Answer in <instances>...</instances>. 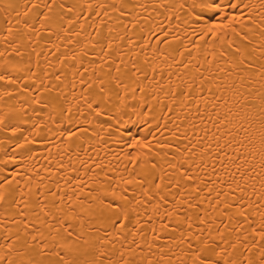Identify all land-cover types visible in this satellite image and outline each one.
I'll use <instances>...</instances> for the list:
<instances>
[{
    "label": "bare ground",
    "instance_id": "6f19581e",
    "mask_svg": "<svg viewBox=\"0 0 264 264\" xmlns=\"http://www.w3.org/2000/svg\"><path fill=\"white\" fill-rule=\"evenodd\" d=\"M37 2L0 0V195L15 193L16 205L10 211L16 213L22 207L29 213L39 190L42 202L49 206L53 200L70 202L84 211L87 221L89 205L81 202L87 198L96 213V224L83 229L87 235L89 229L102 226V206L94 200L99 193L89 192L105 186L97 181L121 189L124 181H130L129 187L137 191L136 177L155 172L172 201L166 204L170 219H165L164 207L157 211L155 201L150 206L134 203L127 209L129 228L143 229L140 235L128 237V244L135 239L143 249L136 250L137 264L142 260L144 264H179V254L187 248L180 242L181 229L186 230L188 223L196 233L208 227L196 220V209L189 208V201L207 210L199 215L214 221L208 228L214 236L218 226L235 240L239 229L226 232L229 218L222 215L223 208L210 207L212 200L205 199L209 192L215 198L219 189L227 193L225 183L246 187V194L237 190L236 196H245L244 204L260 227L264 209L258 214L250 200H260L264 193V38L260 35L264 0H233L241 7L222 11L238 15L239 22L227 30L212 28L220 17L209 22L210 12L200 7L201 0H126V5L125 0H93V4H116L107 11L95 8L96 13L103 12L99 19L95 15L86 19L92 9L89 0H83L87 10L74 27L79 9L71 14L64 10L65 17L72 19L63 21L59 38L31 32L35 17L30 4ZM63 2L78 4L79 0ZM44 11L47 15L48 10ZM201 12L203 18H198ZM249 23L251 27H245ZM34 26L41 29V24ZM102 26L104 36L115 41L109 42L103 56L92 43ZM150 33L166 37L167 42L159 43ZM190 144L194 154L191 149L184 151ZM183 169L199 177L195 187L204 189L200 199H192L194 187L184 188L192 181L181 179ZM169 181L178 196L168 193ZM227 200L235 202L232 196ZM26 202L29 206L23 207ZM8 205L9 201L0 205V213L9 210ZM177 209L182 210L177 214ZM236 212L229 209L230 214ZM254 238L259 242V235ZM123 240L124 233L120 243Z\"/></svg>",
    "mask_w": 264,
    "mask_h": 264
},
{
    "label": "snow or ice",
    "instance_id": "6c2138e0",
    "mask_svg": "<svg viewBox=\"0 0 264 264\" xmlns=\"http://www.w3.org/2000/svg\"><path fill=\"white\" fill-rule=\"evenodd\" d=\"M125 5H122L121 12H123ZM30 7L35 17L33 26H31V32L38 33L42 31L48 33L50 37L56 36L57 38H59V32L64 31L63 21L65 19H72L71 15L65 17V9L69 14L77 12V9H79V14L74 21L73 27L75 23H78L80 18H83V12L87 10L83 0H79L78 4H67L63 0H60L59 3H57V0H39L37 3H31ZM108 7L114 9L116 7L115 2L109 6L107 4H93V0H89L88 8L92 9V11L89 12V16L86 19H91L93 15L99 19L103 15V12L96 13L94 9L102 8L107 11ZM200 7L210 12L209 22L216 17H220L219 21L212 23L213 29L223 28L227 30L230 27H235L234 22H239L238 15L222 11L230 8L239 9L241 7L240 4L234 3L233 0H226L224 4L221 3V0H201ZM44 9L48 10L47 15ZM126 15H130V13H126ZM198 18H203V12L198 14ZM225 20L228 21L227 24L223 23ZM25 24H27V21H25ZM35 24H41V29H37L34 26ZM87 26L89 28L92 27L91 24ZM245 27L250 28L251 24H245ZM260 27L264 29V24H261ZM55 28H58L59 31H54ZM71 30L70 28L69 31ZM8 31H11V28H8ZM96 32L97 30L93 29V33ZM150 34L153 35L154 39H158L159 43L167 42L166 37L159 39L158 34ZM240 35L243 39H247L246 33H241ZM260 35L264 38V32H261ZM49 42L51 41L49 40ZM109 42L115 43L114 40L109 41L104 36V26H102L92 43L99 46L101 55L103 56L104 52L109 51ZM235 47L236 45L233 44V48ZM244 47H248V45L245 44ZM262 50H264V47H262ZM240 51L241 49H236V57L239 56ZM104 59H107V57H104ZM261 59H264V56ZM261 68L264 71V65ZM0 79H3V76H0ZM232 87L234 88L235 85ZM101 88H103V85H101ZM179 94L183 95V92ZM261 99L264 100V96ZM247 106L252 107L253 105L249 104ZM261 111H264V107H262ZM261 125L264 127V119L261 120ZM71 135V133L68 134L69 139H71ZM261 143L264 145V135L261 136ZM189 149H191L190 154H194L196 151L191 144L184 151H188ZM138 166L139 162L137 161ZM156 167L158 168L159 165H156ZM199 167L197 166V168ZM261 168L264 169V164L261 165ZM188 171V169L182 170L181 179L192 181V183L184 185V188L194 187L196 196H193L192 199H200L199 193L203 192L204 189L195 187V180L199 177L189 176ZM212 171L216 172L215 167H213ZM163 175L167 176L168 173L163 172ZM250 178L258 179L259 177ZM112 179L114 180L115 178ZM232 179L234 180V176ZM242 179L243 175H241ZM121 180H123V177H121ZM7 182V179H5L4 183ZM97 183L105 186L102 189L90 188L89 192L99 193L94 197V200L98 201L102 206L100 210L102 226L89 229L87 235L83 231L86 224H96V213L92 211L93 201L87 198H83L81 201L89 205L88 212L90 218L86 221L84 211L78 210L70 202L64 205L57 200H53L50 206L42 202L39 198V190L35 193L37 196L35 206L27 214L23 211L22 207L18 208L16 213L10 211L12 206L16 205L14 192L11 193L10 197L0 195V205L5 201H9V210L0 213L4 217L0 219V264H137L138 257L136 250L139 248L140 251H143V249L137 244L135 239L132 240L131 244H128V237L140 235L143 229L136 231L135 228H129L131 213L127 209L134 203L150 206L155 201L157 211H159L160 207H164L165 219H170V210L166 207V204L172 203V201H169L164 191H162V185L165 182L161 176H157L153 172L147 176L136 177V183L138 184L137 191L129 187L130 181H124L123 189L118 186L114 188L112 184L106 183L104 180L97 181ZM207 183L217 184L220 181L209 180ZM235 183V188H232L227 183L224 184V187L229 188L227 193L219 189L216 190L217 195L215 198H212L211 192L205 198L212 200V204L209 205L210 207L215 205L218 210L223 208L222 215L228 216V225L225 228L226 232L237 233L239 229L235 240L221 233L218 226L215 228L216 236H219V240H217L216 236L208 230L214 221L208 220L206 216L202 217L199 215V212H207V210L201 209L189 201V208L196 209V220L208 227L201 228L200 232L196 233L193 231V224L188 223L186 230L181 229L183 234L180 237V242L181 244H187V248L181 250L178 257L179 264H264V214H261L264 204L260 203V200H264V193L261 194L260 200H250L255 211L261 214L260 227L257 228L255 221L252 220L249 214L248 206L244 204L245 196H236L237 190L246 194V187L241 188L239 182ZM82 187L87 188L88 186L87 184H83ZM175 187L181 188L180 183L177 182ZM261 187H264V184ZM171 189L172 183L169 181L167 182L168 193L179 195V192L172 193ZM108 193H111L112 196L109 197ZM185 194L191 195L190 193ZM253 195H255V190H253ZM158 196L163 197V200H158ZM227 196H232L235 202L228 201ZM137 197H139V200H137ZM220 197H225V199L222 203H217ZM117 200L121 202L117 203ZM28 206L27 202L23 205V207ZM232 208L237 209L235 214L229 213V209ZM181 210L177 209V214ZM105 212L108 213L106 216L104 215ZM69 213L72 214L71 217H69ZM29 216L34 217V219H29ZM17 217H22V219H18ZM136 219L137 222H140L138 214ZM220 223L222 224L223 221ZM245 225L247 227H244ZM44 228H47V232L42 230ZM78 229L80 230L78 231ZM122 233H124V240L123 243H120ZM257 235H259V242L254 238ZM110 236L111 239L109 238ZM49 241H51V244L48 243ZM117 243H120L119 249L116 248ZM128 253H131V255H128ZM141 264H144L143 260Z\"/></svg>",
    "mask_w": 264,
    "mask_h": 264
}]
</instances>
